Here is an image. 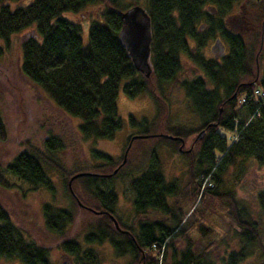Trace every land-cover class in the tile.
<instances>
[{
    "label": "trees",
    "instance_id": "obj_1",
    "mask_svg": "<svg viewBox=\"0 0 264 264\" xmlns=\"http://www.w3.org/2000/svg\"><path fill=\"white\" fill-rule=\"evenodd\" d=\"M10 1L15 2L12 8ZM234 2L144 0L142 7L150 24V70L145 75L133 67L118 40L120 11L127 7L120 0H0V54L10 35L31 29L19 41V71L63 113L79 119L76 131L83 139L110 138L120 127L115 105L119 86L129 97L149 95L153 105L150 118L127 115L130 124L141 126L136 134L145 135L133 138L131 143L137 138L155 137L185 156L192 155L186 170L188 192L196 194L200 181L205 176L209 178L212 185H203L199 200L209 195L222 201L228 226L231 225L225 237L214 239L210 237V226L192 215L184 218L176 201L171 202L170 198L181 189L166 179L155 155L129 178L131 210L136 218L130 224L120 222L115 214L116 192L106 181L121 173L126 161L111 174L118 160L93 149L91 156L99 163H90L84 166L85 170L78 167L65 171L51 156L61 146L60 137L47 134L42 140L43 150L26 144L3 168L31 189H51L46 167L57 170L64 180L75 172H88L71 179L75 199L70 194L69 206L45 202L40 207L43 228L54 238L53 246L64 258L61 264H102L93 245L102 242L108 243L114 256L123 258L122 264H248L247 258L252 255L257 257L253 264H264V171L261 186L253 196L255 209L229 187L217 191V186L224 184L223 174L229 167L233 169L231 182L236 183L248 166H264V98L252 96L254 86L264 90V54L257 56V49L252 50L242 34L247 25L242 19L246 18L256 25L254 34H260L262 18L258 16L264 12V3L256 17H250L247 11L252 6L246 3L240 13L230 15ZM94 3L100 7L87 23L84 41L79 23L62 13H74ZM214 35L226 47L218 59L202 53ZM182 55L198 74L178 78ZM168 83H175L182 90L187 109L197 121L193 127L170 123L164 97ZM237 111L239 119L235 117ZM150 126L163 128L173 137L150 133ZM218 128L231 131L229 139ZM199 129H203L202 136L194 138ZM5 137L0 116V140ZM188 137L192 146L182 150L189 144L184 146L180 140ZM74 181H78L80 193L74 190ZM11 184L0 174V186ZM73 205L87 211L80 236L69 230L74 221ZM148 209L164 214L165 221L144 217ZM109 214L118 222L119 230L112 225ZM193 222L196 239L188 233ZM176 239L182 246L175 245ZM0 257L16 259V264H51L48 248L25 237L1 205Z\"/></svg>",
    "mask_w": 264,
    "mask_h": 264
},
{
    "label": "rangeland",
    "instance_id": "obj_2",
    "mask_svg": "<svg viewBox=\"0 0 264 264\" xmlns=\"http://www.w3.org/2000/svg\"><path fill=\"white\" fill-rule=\"evenodd\" d=\"M120 2L123 7L129 4H137L141 7L144 5V0H120ZM245 3L250 5L249 7L252 6L247 11L250 14L249 16L256 17V12H259L261 9L260 4L264 3V1H258L254 4L253 0H235L229 14L236 15L240 13ZM8 5L12 8L15 2L10 1ZM99 7V3H94L84 6L74 13L64 12L62 14L79 23L80 36L85 41L87 23L96 15ZM258 19H261L259 35L258 32L256 35L254 34L255 30H253V27L254 29L257 27H255L256 25L251 18L242 19L247 24L242 33L246 41L245 43H250L253 46L252 50L257 49V56L264 54L263 11L258 16ZM30 30L26 29L10 35L7 44L3 46L0 54V116L6 128L5 139L0 140V174L8 182L12 183L8 187L0 186V205L7 211L12 222L20 229L25 237L40 242L48 248V256L51 264H61L64 258L59 249L53 246L54 238L43 228L40 207L45 202H51L62 207L69 206L71 193L67 190L68 188L65 189V183L68 178L64 180L63 176L57 170L46 167L47 175L50 178L51 189H47L44 186L31 189L28 184L17 180L3 168L5 162L15 152L24 148L26 144L43 150L42 140L47 134H54L60 137L61 146L51 156L65 171H70L78 167H83L82 169L85 170L86 167L84 166H89L90 163H99L100 161L96 157L91 156L93 149L113 156L120 162L121 159L118 158L119 156L122 157L121 154L123 153L126 137L129 134H136L139 128H141V126L130 124L127 115L132 114L136 119L150 118L153 113V105L149 95L138 94L129 97L123 93L121 86H119L115 96V105L116 113L121 120L120 127L110 138L83 139L76 131V124L79 122V119L63 113L47 98L37 85L29 81L19 71V41ZM211 40L212 38H209L206 45ZM0 43L3 45L1 38ZM191 44L189 41L188 45ZM206 45L202 48V53L209 56L212 52L208 50ZM212 48L215 50V45ZM223 51H225L224 47ZM257 56H254L256 63L257 59H259ZM195 74H198L197 69L189 63L186 56L182 55L180 70L177 75L178 78H188ZM164 95L167 102V113L170 118V123L178 122L191 127L196 125L197 121L187 109L188 102L177 84L168 83L165 86ZM235 117L239 119L240 111L236 112ZM147 130L155 134L165 133L163 128H154V126H150ZM218 130L225 136L226 140L229 139L231 131L221 128H218ZM182 142L184 146L189 144L188 147L190 145L192 146L193 143V141H190V137ZM182 150L187 149L186 147H182ZM192 152H194V149ZM152 155L157 157L160 169L166 179L173 180L181 189L180 192L175 193L170 198L171 202L172 200L176 201L175 204L182 210L184 218L192 215V218L194 219L195 217L196 221H202L205 225L210 226L212 229L210 234L211 238L218 239L225 237L229 233L231 225L228 226L227 222L229 218L222 201L209 195L199 200L201 191L198 190L194 195L188 192V176L186 170L189 162H191L189 159H192L193 156H185L173 149L168 143L155 137L137 138L132 141L128 152L126 151L125 153L124 161L127 164L121 167V173L116 174L106 181L116 192L115 214L118 220L130 224L136 218L132 214L130 203L132 193L127 182L132 175L137 174L140 168L145 166ZM232 171L233 169L231 167L226 170L223 174L224 184H219L217 191L229 187L237 197L243 198L251 209H255L256 205L253 196L255 190L261 186V176L264 171V166L255 164L248 166L236 183L231 182ZM72 183L74 190L80 193L81 189L78 181ZM72 207L74 210V221L69 225V230L71 233L80 236L85 229L84 222L87 217L85 215L87 211L82 208H77L75 205ZM144 217L165 221L166 216L160 212L148 209L144 213ZM116 224L118 226L117 221ZM194 224V222L191 224L188 233L193 239H196L198 235L193 228ZM93 245L99 254L102 264L123 263L122 257L113 255L108 243L102 242ZM175 245L180 247L182 246V242L176 239ZM256 259L257 257L252 255L247 258V262L248 264H253L256 262ZM16 263V259L0 257V264Z\"/></svg>",
    "mask_w": 264,
    "mask_h": 264
},
{
    "label": "water",
    "instance_id": "obj_3",
    "mask_svg": "<svg viewBox=\"0 0 264 264\" xmlns=\"http://www.w3.org/2000/svg\"><path fill=\"white\" fill-rule=\"evenodd\" d=\"M120 19H121V26L117 33L118 40L120 44L125 48L133 67L136 70L146 75L150 70L149 62H148V52H149V42H150L149 18L141 6L137 4H132L120 11ZM218 46L221 49L219 43ZM202 134H203V129L199 130L194 137L200 138ZM162 135H165L167 137H173L169 134H162ZM143 136L145 135L142 134L130 135L129 140L123 150L121 161L118 163V165L123 163L125 158V153L130 144L131 139L135 137H143ZM115 170L116 167L112 169L111 173H113ZM86 173L88 172L78 171L71 174L68 177L66 182L67 188L73 196L74 194L72 193L70 188V180L75 176ZM108 217L112 221L113 226L115 228H118L114 217L110 214Z\"/></svg>",
    "mask_w": 264,
    "mask_h": 264
},
{
    "label": "flooded vegetation",
    "instance_id": "obj_4",
    "mask_svg": "<svg viewBox=\"0 0 264 264\" xmlns=\"http://www.w3.org/2000/svg\"><path fill=\"white\" fill-rule=\"evenodd\" d=\"M260 2V1H262V0H253V2L255 3V2ZM260 32V31H259ZM218 43L220 44V46H221V49L219 48V46H218ZM207 44V43H206ZM213 45H215V50L212 48L213 47ZM207 46V48H208V50H210L212 53H211V55L214 57V58H219L223 53H225L226 52V47H225V43L217 36V35H214L213 37H212V40H211V42L208 44V45H206ZM223 47L225 48V51H223Z\"/></svg>",
    "mask_w": 264,
    "mask_h": 264
},
{
    "label": "built area",
    "instance_id": "obj_5",
    "mask_svg": "<svg viewBox=\"0 0 264 264\" xmlns=\"http://www.w3.org/2000/svg\"><path fill=\"white\" fill-rule=\"evenodd\" d=\"M253 94L256 95V96H258V97H260V98L264 97V91L261 90V89H254L253 90ZM204 183L210 184V182L207 181L206 177H204L202 179V184H204ZM158 259H159V256H158ZM157 264H159V263H157Z\"/></svg>",
    "mask_w": 264,
    "mask_h": 264
},
{
    "label": "bare ground",
    "instance_id": "obj_6",
    "mask_svg": "<svg viewBox=\"0 0 264 264\" xmlns=\"http://www.w3.org/2000/svg\"><path fill=\"white\" fill-rule=\"evenodd\" d=\"M116 229H118V230H119V227H118V228H116Z\"/></svg>",
    "mask_w": 264,
    "mask_h": 264
}]
</instances>
